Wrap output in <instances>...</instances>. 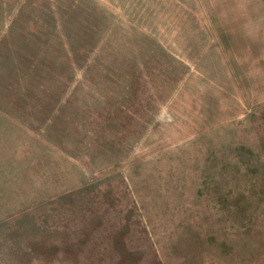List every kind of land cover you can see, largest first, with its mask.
Listing matches in <instances>:
<instances>
[{
    "label": "rangeland",
    "instance_id": "374dc122",
    "mask_svg": "<svg viewBox=\"0 0 264 264\" xmlns=\"http://www.w3.org/2000/svg\"><path fill=\"white\" fill-rule=\"evenodd\" d=\"M0 264H264V0H0Z\"/></svg>",
    "mask_w": 264,
    "mask_h": 264
}]
</instances>
